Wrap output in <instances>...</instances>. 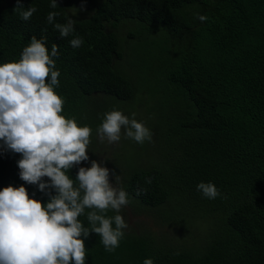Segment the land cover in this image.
<instances>
[{
    "label": "trees",
    "instance_id": "trees-1",
    "mask_svg": "<svg viewBox=\"0 0 264 264\" xmlns=\"http://www.w3.org/2000/svg\"><path fill=\"white\" fill-rule=\"evenodd\" d=\"M75 2L86 6L81 15L68 11L67 0L55 9L50 0H22L37 8L24 20L17 0H0V62L19 60L33 35H46L49 50L59 46L64 113L91 126V143L114 108L135 113L152 131L143 144L129 138L122 170L113 167L129 204L155 210L159 229L128 226L114 252L91 232L86 264H143L146 257L155 264H264V0ZM50 11L59 13L54 23L71 15L75 31L61 37L47 22ZM74 36L83 38L78 48L69 42ZM133 43L141 48L132 54L125 44ZM20 155L0 150V188L24 183L46 202L48 194L20 178ZM78 169L69 170L73 178ZM200 181H213L223 195L204 197ZM80 219L90 227L86 215Z\"/></svg>",
    "mask_w": 264,
    "mask_h": 264
},
{
    "label": "clouds",
    "instance_id": "clouds-1",
    "mask_svg": "<svg viewBox=\"0 0 264 264\" xmlns=\"http://www.w3.org/2000/svg\"><path fill=\"white\" fill-rule=\"evenodd\" d=\"M58 4L50 0L52 9ZM19 8H24L22 0H17ZM35 12L37 8L29 6L20 15L30 20ZM57 15L50 11L47 22L68 37L75 31V19L70 15L66 23H54ZM69 42L78 48L83 38L74 36ZM58 56L57 44L49 50L46 35H33L19 60L0 62V150L21 154L20 178L49 195L46 202L34 193L30 196L24 183L0 188V264H86L85 238L91 232L99 234L106 251L114 252L128 228L121 209L130 200L120 186L121 175L112 183L110 169L102 162L93 159L90 166L82 165L90 159L93 130L64 113L65 99L56 90ZM135 115L116 108L107 111L96 129L100 140L119 142L123 134L140 144L151 141V129ZM75 165L81 166L73 178L69 170ZM196 187L208 199L223 195L213 181H200ZM109 209L116 214L106 215ZM143 264L155 261L146 257Z\"/></svg>",
    "mask_w": 264,
    "mask_h": 264
},
{
    "label": "rangeland",
    "instance_id": "rangeland-1",
    "mask_svg": "<svg viewBox=\"0 0 264 264\" xmlns=\"http://www.w3.org/2000/svg\"><path fill=\"white\" fill-rule=\"evenodd\" d=\"M67 1H68V11L71 14H75L77 10L78 15H81L82 12H79V9L83 11L84 8L86 7V6L79 7L75 2V0H67ZM126 27L122 26L121 28H119V34L121 37H125L126 34L125 31L127 29ZM137 43H142V42H137ZM125 47L126 49H128V52L130 53L135 52L141 48L140 45L135 43L131 44L130 47L126 46L125 44ZM126 59L127 60L125 61V63L129 65L134 64L133 59H130L128 56L126 57ZM133 67L135 68V66ZM132 143L133 142L129 138L125 139L124 137H122L119 142H115V143H108L106 139L103 141H101L100 138L96 139L94 143H90L89 149H87L90 159L88 161L82 162V165L90 166L91 160L93 159L102 162L110 169V177H109L110 181L112 183H115L116 182L115 175L117 173L115 172L113 165L115 166V168L119 167L122 170L123 168L122 163L124 162V159H127L126 157L129 156ZM109 157H111V160L109 159ZM77 166L80 167L81 165H77ZM121 213L123 214L124 218L127 220L128 226H132L135 229L141 228L145 224H147V226L151 227L152 229H159L155 225V223H157L158 221L155 218L156 213L155 210L153 209H149L146 211L145 210L136 211L134 206L132 207L130 204H128L127 206L121 209Z\"/></svg>",
    "mask_w": 264,
    "mask_h": 264
}]
</instances>
